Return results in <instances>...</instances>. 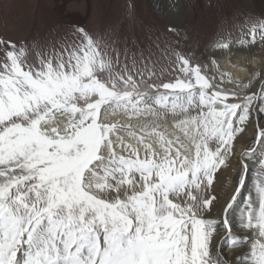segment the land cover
<instances>
[{"label":"snow or ice","instance_id":"1","mask_svg":"<svg viewBox=\"0 0 264 264\" xmlns=\"http://www.w3.org/2000/svg\"><path fill=\"white\" fill-rule=\"evenodd\" d=\"M171 7L179 14L186 6ZM250 23L264 40V20ZM167 30L181 34L176 23ZM70 31L77 43L38 63L25 45L0 38V264H240L248 244L249 264H264V183L258 209L249 199L240 218L250 237L228 219L243 177L223 199L208 191L235 156L233 141L254 113H264V76L225 83L221 73L217 82L177 53L183 75L158 85L144 80L147 68L129 56L128 37L114 27L102 37L80 24ZM257 76L260 88L249 92ZM142 87L171 90L155 102L164 107L172 95L174 127L191 140V158L159 124H141L137 135L117 119L167 118ZM256 139L264 141V127Z\"/></svg>","mask_w":264,"mask_h":264},{"label":"rangeland","instance_id":"2","mask_svg":"<svg viewBox=\"0 0 264 264\" xmlns=\"http://www.w3.org/2000/svg\"><path fill=\"white\" fill-rule=\"evenodd\" d=\"M7 1L0 0V16L4 14L2 6L5 8ZM73 1L51 0L50 8L39 10L41 14L34 23H30L27 18H21L11 23L13 24L11 27H8V24H0L2 28L0 38L11 39L17 43L18 48L20 45H25L28 49L26 56L29 61L38 63L41 56L45 58L53 56L63 51L65 47L70 48L77 43L70 31V26L73 24L85 26L94 37H102L114 27L123 36L128 37L129 56H135L140 61L138 67L142 71L147 68L144 80L158 85L175 82L183 75L179 71L177 53L188 58L193 66L200 65L202 74L206 73L209 77H215L210 69V60L216 63L219 57L225 54L237 55L241 59L251 58L257 62L264 59V40H261L259 32L252 34L250 23V18L255 21L264 20V0H213L214 4H205L204 8H190V11L184 13L182 9L179 15L171 6L179 4L180 0H98L97 6L88 9L84 15L69 9ZM129 4L134 6L130 12ZM169 23H176L181 34L169 32L167 30ZM182 32L187 35L185 39L182 37ZM223 42L229 44L228 49L218 47ZM123 47L121 45L122 53ZM141 54L143 60H140ZM2 55L0 53V57ZM121 59L123 60V54ZM136 78L140 79L138 76ZM141 90L151 97L150 105L155 110L167 114L173 113L170 108L172 102L166 101L164 107L155 102L158 96L169 94L171 90L162 87L159 89L142 87ZM191 111L196 114L199 110ZM258 126L264 127V123L259 122ZM255 134L256 132L251 142L256 139ZM255 143L254 151L246 156V159L251 161L252 167L246 170V177L243 175L241 197L239 195L229 210L228 219L231 224L234 223L233 228L237 226L236 229H241L240 218L249 199L257 209L259 207L258 187L264 183V141L258 140ZM233 144L235 147L236 139ZM236 167L240 172V165L239 167L230 163L221 165L214 174L213 185L208 191L219 194L223 187L220 182L222 180L225 182L227 176H234ZM240 180L239 176L235 183H239ZM204 187L206 182L202 185V188ZM171 199L175 200V198ZM244 232L247 236H251L246 230ZM250 248L251 245L248 244L238 253L240 264H248L247 261H250Z\"/></svg>","mask_w":264,"mask_h":264},{"label":"bare ground","instance_id":"3","mask_svg":"<svg viewBox=\"0 0 264 264\" xmlns=\"http://www.w3.org/2000/svg\"><path fill=\"white\" fill-rule=\"evenodd\" d=\"M97 1L98 0H80V1L74 0L69 5V9L71 11H77L81 15H84L87 13L88 9H94L93 6H97V4H96ZM51 3H52L51 0H8L7 6L5 8H3V6H2V9L4 10V14L0 16V24H2V25L8 24L9 25L8 27H11V26H13V24H11V23H14L21 18H24V19L27 18V19H29L30 23H34V22H36L38 16L41 14V12L39 10H43L45 7L50 8ZM210 3L214 4V1L213 0H180L179 1L180 5L186 6V7L182 8L183 10L181 9L183 13L185 11L188 12V10L190 11V8H193L191 6H193V5H198V7L204 8L205 4H210ZM10 15L13 17H11ZM90 18H91V16H90ZM184 20H186V19H184ZM3 28H5V27H3ZM0 29H2V28H0ZM182 35H183L182 37L184 39L187 36L184 32H182ZM210 67H211L210 68L211 71L215 75V79L217 80V82L220 81L221 73L224 74L225 83H227V77L228 76H231L233 81H242V82H247L253 73H259L261 76H264V59L260 62H257L256 60L251 59V58L241 59V57H239L237 55L228 56L227 54H225L223 57H219V59L216 61V63L214 61L210 60ZM217 69H219V71H217ZM260 84H261L260 76H257L253 80V83H252V85L248 91L249 92H257L258 89L260 88ZM228 87H232V85H228ZM167 101L172 102V96H169ZM151 102L152 101L150 99L149 105L151 104ZM155 111L157 113H163L167 118L166 119H157V117L151 116V115L145 113L142 116H133L131 118V120H129L128 117H117V119H120L122 123H125V122L129 123L132 126V128L137 132V135L141 134L140 128H139V126L141 124H144V123H148L150 125L151 124H159L160 127L157 128L156 130L161 131L163 133H166L167 139L175 140L176 136H179L181 138V141L183 142V144L187 145L186 155L189 158H191L192 151L194 152V148L192 149V142H191V140L184 137L183 132H181L178 128L174 127V125L176 124V120L173 119L174 114L173 113L167 114L165 112H161L158 110H155ZM192 114H194V113L192 112ZM196 114H198V112ZM257 115L260 116V119L261 118L263 119L262 121H259V122L264 123V113H254L253 118H252V122L247 126L246 132L243 133L242 136L239 135V137L236 138V146L234 147L235 156H230L228 161H226L227 164L230 163V164L238 166V167L240 165V168H239L240 172H239L238 168L236 167L234 170L235 171L234 176H232V177L227 176V179L225 180V182H224V180H222L220 182L221 185L223 184V187L221 188V191L217 195L220 196L222 199L225 196V192H227L229 195H231L232 190L236 186L235 182L238 180L239 176H240V178H241V176L243 177V175L246 177V172H247L246 170H248L250 167H252L251 161L246 159V156H245L244 159L246 161L247 168H246V170H244V173H243V169H241L242 166H241L239 161H240L241 156L244 153L247 152L248 154H250L252 151H254L253 148L255 147L256 144H255V140H254V142H251V138H253L254 132H257V130H258V129H256V128H258V124L256 121ZM127 139L128 138L126 137V142H127ZM148 139L149 138L146 137V140H148ZM149 142L153 143V147L156 149L158 154H162V149H160L159 144L156 143V138H154V137L151 138L149 140ZM133 143H135V141H133ZM209 143H212V142L210 141ZM253 143H254V145H253ZM117 151H118V154H121L119 152V150H117ZM122 154H124L126 158H129L128 154L126 152L122 153ZM138 156L140 159L145 158V152L143 149L140 150V152L138 153ZM131 158L135 159L136 157H131ZM137 179H138V174H137ZM218 190H219V188H218ZM240 193H241V190H240ZM240 193H239V195H240ZM196 195L200 196L201 194L196 193ZM239 195L236 197V200L239 198ZM240 197H241V195H240ZM176 199L177 198H175V200H173V201L176 202ZM239 215H240V212H239ZM239 215H238V217H239ZM229 221H230V219H229ZM232 224H234V223H232ZM236 228H237V226H236ZM236 228H235V226L233 228L235 232L239 233L241 236L246 235L244 232L245 230L243 231L242 229H236ZM229 255H231V253H229ZM247 263L249 264V261H247Z\"/></svg>","mask_w":264,"mask_h":264},{"label":"water","instance_id":"4","mask_svg":"<svg viewBox=\"0 0 264 264\" xmlns=\"http://www.w3.org/2000/svg\"><path fill=\"white\" fill-rule=\"evenodd\" d=\"M255 142H258V140L257 139H255ZM256 144V143H255ZM243 182H244V180H243Z\"/></svg>","mask_w":264,"mask_h":264}]
</instances>
